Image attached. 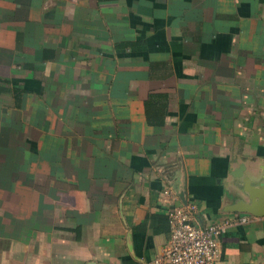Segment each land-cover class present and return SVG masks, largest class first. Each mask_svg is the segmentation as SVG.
Segmentation results:
<instances>
[{"label":"crops","instance_id":"obj_1","mask_svg":"<svg viewBox=\"0 0 264 264\" xmlns=\"http://www.w3.org/2000/svg\"><path fill=\"white\" fill-rule=\"evenodd\" d=\"M253 201L264 0H0V264H153L190 205L264 264Z\"/></svg>","mask_w":264,"mask_h":264},{"label":"built area","instance_id":"obj_2","mask_svg":"<svg viewBox=\"0 0 264 264\" xmlns=\"http://www.w3.org/2000/svg\"><path fill=\"white\" fill-rule=\"evenodd\" d=\"M165 191L164 195H169ZM195 205L168 210L171 233L153 264H215L221 256L219 240L230 229L249 224L253 217L234 215L208 226L197 225Z\"/></svg>","mask_w":264,"mask_h":264},{"label":"water","instance_id":"obj_3","mask_svg":"<svg viewBox=\"0 0 264 264\" xmlns=\"http://www.w3.org/2000/svg\"><path fill=\"white\" fill-rule=\"evenodd\" d=\"M251 199H253V198H251ZM258 208H259V204L257 205V203H255L253 201L252 204L241 206L240 208H237L235 211L241 212V213L251 214V215L257 216V217L264 216V212L260 211Z\"/></svg>","mask_w":264,"mask_h":264}]
</instances>
